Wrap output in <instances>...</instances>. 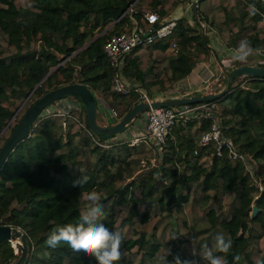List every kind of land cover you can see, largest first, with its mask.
<instances>
[{"label": "trees", "instance_id": "16d2710c", "mask_svg": "<svg viewBox=\"0 0 264 264\" xmlns=\"http://www.w3.org/2000/svg\"><path fill=\"white\" fill-rule=\"evenodd\" d=\"M134 1L133 15L138 19L142 9L157 10L166 18L179 4L178 0H0V132L31 92L16 114L17 121L0 134V148L28 107L60 85L86 84L108 103L125 104L123 113L141 101L133 89L115 91L116 70L103 50L105 38L130 20L124 12ZM261 12L264 0H197L191 17H178L167 38L127 53L120 72L132 87L153 95L185 79L209 58V31L232 50L244 40L254 49H264ZM112 22L111 29L97 36ZM231 70L220 77L226 88L209 101L222 115L224 135L256 159L262 189L243 162L226 153L217 156L213 143L198 146L200 134L209 128L208 118L178 121L160 147L151 140L138 144L122 140L102 147L94 137L106 135L88 132L81 100L65 96L42 110L30 134L15 145L0 168V224L24 231L28 242L24 264H97L94 256L74 252L67 244L52 248L45 243L56 226L79 221L87 209L85 195L93 189L104 205L101 222L124 237L122 259L116 264H174L176 256L205 264L198 253L211 247L218 233L232 241L228 254L216 253L225 264H264V77L231 79ZM196 94L202 95H188ZM59 101L71 103L63 112L57 108L44 112ZM81 175L87 182L74 185ZM253 205L260 209L256 217L250 214ZM18 255L10 240L0 238V264H12ZM235 256L240 257L238 262Z\"/></svg>", "mask_w": 264, "mask_h": 264}, {"label": "built area", "instance_id": "2783aa9c", "mask_svg": "<svg viewBox=\"0 0 264 264\" xmlns=\"http://www.w3.org/2000/svg\"><path fill=\"white\" fill-rule=\"evenodd\" d=\"M181 2L183 1L181 0ZM134 3L135 1L132 2L124 12L127 13L130 20L122 23V26L118 31H114L109 34L103 43V50L109 60V63L116 70L113 77V87L118 93H127L133 89L139 93L141 101L151 102L154 100H166L151 97L145 90L135 85V87H132V84L122 76L120 69L123 66V57L134 48L142 44L152 43L156 39L167 38L176 26L177 18L180 16H187L184 14L187 10L185 9V11L181 12V15H177V17L171 14L166 18H161V15L157 10L142 9L141 18L138 19L133 15V12L136 11ZM188 3L190 4V8L197 7V0H194V2L190 0ZM185 8H187L186 5ZM261 16L264 22V12H261ZM171 46L174 51L177 52L178 48L175 41L171 43ZM260 50L261 52L259 54L250 57L246 63L234 61L233 56H231L226 60L225 64L228 66L227 68L240 64L264 66V49ZM173 97L177 96L164 98L169 99ZM70 103L71 101H69L68 105ZM63 108L64 106L60 105L57 109H55L56 111L63 112L61 111ZM110 108L112 109L113 114L118 117L114 107L110 106ZM51 111L55 110L50 108L48 112ZM202 117L210 119V125L209 128L200 134L197 142L198 146L202 147L213 143L215 146V154L217 156H221L226 153L230 158L243 162L245 170L255 180V183L259 186V188L262 189L263 185L261 181L257 179L256 175V168L258 165L256 159L238 149V147L233 144L232 140L228 136L224 135L221 126L222 115L219 109L216 108L214 102L209 100L199 101L195 104L183 103L178 105L150 107L144 110L143 117L138 118V122L133 125L129 123L124 131L117 132L118 134L113 136H106L105 138L94 137V141L99 146L108 147L112 144L111 142L115 141L126 140L130 144H138L142 141L146 142L151 140L155 146L160 147L172 126L178 121L200 119ZM87 130L90 134H92L93 130L90 127ZM15 252H17V248L15 249Z\"/></svg>", "mask_w": 264, "mask_h": 264}, {"label": "water", "instance_id": "95a60500", "mask_svg": "<svg viewBox=\"0 0 264 264\" xmlns=\"http://www.w3.org/2000/svg\"><path fill=\"white\" fill-rule=\"evenodd\" d=\"M127 10V9H126ZM120 16L116 19L118 20ZM114 22H112L113 24ZM205 25V23H203ZM106 27L99 33H103ZM83 44L81 47H83ZM80 47V48H81ZM74 53V52H73ZM69 57V56H67ZM65 59V58H64ZM64 59L61 61L63 62ZM60 64V63H59ZM238 75L247 76H263L264 77V66H256L252 64H240L234 67L229 77L233 79ZM39 84V83H38ZM37 84V85H38ZM219 93H208L204 95L196 94L188 97H173L166 100H154L151 102L139 101L131 107L124 115L119 118L113 114L112 109L103 99L99 96L94 95L93 91L86 84L80 82H71L60 85L56 88L50 89L42 96L37 98L23 113L22 117L17 122L11 135L3 143L0 148V168L4 164L6 158L15 147V145L30 134L31 126L35 119L41 114L42 110L48 105L52 104L55 100L63 98L65 96H76L84 105L86 120L89 127L96 133L109 136L113 133L122 132L126 129L127 125L135 118V116L150 107L156 106H168L178 105L183 103H193L203 100H211ZM31 92L26 96L20 106L15 110L13 115L10 117L2 131L8 126V124L15 117L21 106L24 104L26 99L29 97ZM101 114L105 120V124L98 122L97 115ZM0 132V134L2 133ZM260 209L256 206H252L251 216L256 217ZM0 238L14 241L20 249L19 256L13 261L12 264H24L28 254V242L24 231L14 225L0 224Z\"/></svg>", "mask_w": 264, "mask_h": 264}, {"label": "clouds", "instance_id": "9594fccd", "mask_svg": "<svg viewBox=\"0 0 264 264\" xmlns=\"http://www.w3.org/2000/svg\"><path fill=\"white\" fill-rule=\"evenodd\" d=\"M253 14H255V6ZM259 48L254 49L250 42L241 41L235 50L233 60L246 63L248 59L259 54ZM87 182V178L82 175L74 181V185L82 187ZM87 203L86 211H83L77 223H68L58 225L47 237L45 243L55 248L61 243L70 246L74 252H84L94 256L97 264H116L122 259L121 244L124 239L120 231H112L101 222L104 216V205L101 203L100 193L93 189L85 195ZM178 234L171 239H176ZM195 244V243H194ZM232 248L231 239H227L223 233H218L214 237L213 244L207 249L200 250L199 255L205 261V264H225L223 258L216 253L228 254ZM197 252L194 248L193 255ZM235 261H239L240 257L235 256ZM174 264H192L188 259L182 260L179 256L174 259Z\"/></svg>", "mask_w": 264, "mask_h": 264}, {"label": "rangeland", "instance_id": "374dc122", "mask_svg": "<svg viewBox=\"0 0 264 264\" xmlns=\"http://www.w3.org/2000/svg\"><path fill=\"white\" fill-rule=\"evenodd\" d=\"M179 1V4L173 9V11H175V12H173V15L175 16V17H177V15H181V12H184L185 11V9L187 10L186 12H184V14L185 15H188V18H190L189 17V15L192 13V9L193 8H190L189 6H190V4L188 3L189 1H187V0H182L183 2H181V0H178ZM192 2H194V0H192ZM185 5H186V7L187 8H185ZM192 10V11H191ZM191 16V15H190ZM111 26H112V23H110V24H108L107 26H106V30H109V29H111ZM105 30V31H106ZM101 32V31H100ZM99 32V33H100ZM99 33L97 34V36H99ZM209 35H211L210 37H211V39L213 38V36H215V33L213 32V31H209ZM212 50H214V49H212ZM214 53H215V50L213 51V56H214ZM216 56V58H217V60H218V62L220 63V65H221V67H222V69L220 70L219 69V72L220 73H224V72H226V70H228V69H226L228 66L227 65H225V60H223L224 62H221L220 61V59H222V58H225L224 56H217V55H215ZM68 58V57H67ZM215 59V57H213V60ZM223 63V64H222ZM209 68H210V70H208V68L207 69H205L206 70V73L204 74L203 73V81H200V80H197V82L194 84L193 82H189L188 80H186V79H182V80H180V81H177L172 87H170V88H168V89H166V90H162V91H160V92H155L153 95H150L151 97H154V98H156L157 97V99H167V98H164V97H170V96H177V97H188V96H190V95H188V94H190V93H194V92H201L202 93V95L203 94H208V92H210V90L212 89V91H211V93H219V91L220 90H223V88L225 87L226 88V85H223V83L221 82L222 80L220 79V73L219 72H217V70H215L214 71V69H216L214 66H209ZM212 72H214V73H212ZM192 80L193 81H195L196 80V77H194V78H192ZM221 83V84H220ZM222 85V86H221ZM222 87V89H219V88H221ZM197 88H200L199 89V91H196V90H198ZM224 88V89H225ZM217 89H219L218 90V92H215V90H217ZM213 90H214V92H213ZM204 91H206L205 93H203ZM184 94V95H183ZM203 101H205V100H203ZM61 104H63V106L65 107V106H67L68 104H66V103H64V102H56V103H54L53 105H51V106H49L48 108H47V110H45L44 112H46V111H48L50 108H52V109H55V108H58ZM106 104H108L109 106H113L114 107V109H115V111L117 112V114H118V117L119 118H121L123 115H124V113H123V110H124V108H125V104H121V105H117V106H114V105H112L110 102L108 103V101H106ZM141 117H143V115H141L140 116V118ZM136 118H137V116H136ZM139 118V117H138ZM137 118V119H138ZM136 119L135 118H133V120L131 121V125H133L136 121H135ZM17 121V116L15 115V117L12 119V121H11V123L13 122H16ZM101 124H104V123H102V122H100ZM141 126V125H140ZM143 126V125H142ZM257 179L258 180H260V178L257 176ZM260 212V211H259ZM14 244V246H13V244ZM11 244H12V246L16 249L17 248V251L20 253V249H19V247H18V245L17 244H15V242L12 240L11 241ZM15 249H14V251H15ZM19 256V255H18Z\"/></svg>", "mask_w": 264, "mask_h": 264}, {"label": "crops", "instance_id": "0c3cea01", "mask_svg": "<svg viewBox=\"0 0 264 264\" xmlns=\"http://www.w3.org/2000/svg\"><path fill=\"white\" fill-rule=\"evenodd\" d=\"M176 11V10H175ZM175 11H173V12H175ZM173 12L171 13V14H173ZM170 14V15H171ZM191 15V14H190ZM189 15V17H191ZM187 17H188V15H187ZM210 48H211V55L209 56V58L207 59V60H204V61H201L198 65H196V67L193 69V71L190 73V75H188L185 79L186 80H188L189 82H193L194 84L197 82V80H200V81H203V73L205 74L206 73V70L205 69H207L208 68V70H210V68H209V66H214L216 69H214V71L215 70H217V72H219V69H222V67H221V65H220V63L218 62V60H217V58H216V56L215 55H217V56H224L225 58H222V59H220V61L221 62H224L223 60H225V62H226V60L229 58V57H231V56H234V51L235 50H232L231 48H229V47H226L222 42H221V40L217 37V35H215V36H213V38L211 39V41H210ZM212 49H214L215 50V53H214V56H213V51L214 50H212ZM213 57H215V59L213 60ZM223 64V63H222ZM226 65V64H225ZM234 67H236V65L235 66H232V67H230V69H233ZM226 69H228V68H226ZM212 73H214V72H212ZM220 73V72H219ZM223 74V72L222 73H220L219 75L221 76ZM194 77H196V80L195 81H193L192 80V78H194ZM221 84V83H220ZM224 85V84H223ZM222 86V85H221ZM198 90H196V91H199V89L200 88H197ZM219 89H222V87L221 88H219ZM219 89H217V90H215V92H218V90ZM211 91L212 90H210V92H208V93H211ZM214 91V90H213ZM206 91H204L203 93H205ZM201 93V92H200ZM204 95V94H203ZM103 99V101H104V103H106V101L104 100V98H102ZM97 119H98V122L100 123V122H102V123H106L105 122V120L103 119V117H102V115L101 114H98L97 115ZM136 122H138L137 121V119H136ZM135 122V123H136ZM140 125V124H139Z\"/></svg>", "mask_w": 264, "mask_h": 264}]
</instances>
